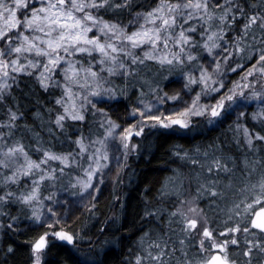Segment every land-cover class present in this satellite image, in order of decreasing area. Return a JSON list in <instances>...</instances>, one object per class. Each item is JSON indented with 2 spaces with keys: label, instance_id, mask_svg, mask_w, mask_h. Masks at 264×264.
<instances>
[{
  "label": "snow or ice",
  "instance_id": "snow-or-ice-1",
  "mask_svg": "<svg viewBox=\"0 0 264 264\" xmlns=\"http://www.w3.org/2000/svg\"><path fill=\"white\" fill-rule=\"evenodd\" d=\"M148 62L158 70L141 83L135 103H126L129 81ZM21 75L34 77L45 92L62 89L50 121L55 129L63 133L68 121L81 128L74 140L69 137L71 151L37 148L42 156L34 160L22 142L8 143L20 117L7 109V120L0 122V249L4 236L44 229L30 244L31 264H62L56 258L61 253L70 264H106L116 251L112 245L131 238L107 235L120 217L106 221L95 239L84 229L71 230L67 220L75 210L98 219L97 204L110 184L112 207L119 204L126 214L119 189L129 160L141 152L132 141L149 134L195 139L228 123L243 132V143L236 137L237 146L247 148L242 159L214 143L203 151L197 145L177 152L192 171L185 176L172 169L157 189L161 202L178 201L167 211L169 232L175 223L185 237L199 236L197 259L189 255L194 245L181 238L177 248L169 232L159 229L166 210L146 204L141 234L121 264H264V0H158L151 8L136 0H0V101ZM121 78L123 86L115 83ZM250 111L260 125L256 131V123L248 126ZM89 113L93 126L99 117L103 131L95 139L83 131ZM73 166L77 171L62 183ZM203 199L226 214L218 236L200 207ZM12 207L17 215L7 210ZM14 251L9 244L5 255Z\"/></svg>",
  "mask_w": 264,
  "mask_h": 264
},
{
  "label": "trees",
  "instance_id": "trees-1",
  "mask_svg": "<svg viewBox=\"0 0 264 264\" xmlns=\"http://www.w3.org/2000/svg\"><path fill=\"white\" fill-rule=\"evenodd\" d=\"M158 0H136L138 5H143L144 8L154 7ZM254 2V0H253ZM143 8H137L134 11H142ZM105 19H111V14H103ZM121 19L127 24L130 19L127 12L123 13ZM141 54L142 53H138ZM158 65L153 62H148V66L141 69L140 77L135 80L129 81L128 89L130 99L126 101L128 104L135 103L137 96L139 95V89L141 83L145 80H150L154 73L158 70ZM237 77H233L236 79ZM115 83L119 86L124 85V80L117 79ZM133 85H135L133 87ZM172 87L178 88V85ZM144 91H148V87L144 85ZM62 94V89L50 88L47 92L39 87L34 77L27 75H21L18 77L16 83L11 89L10 95L7 96L5 101H0V122L7 120V109L12 108L13 111L17 112L20 117L16 122V128L14 129L13 135L9 144L16 141H20L24 144L26 151L29 156L38 160L42 156V151L38 152L37 148L49 149L56 153H65L75 148L74 144H70L69 137L72 140L79 135V129L81 125L77 122L68 121L65 127V131L61 133L50 124L51 120H54L56 109L55 100ZM150 98V97H147ZM53 109L49 113L48 109ZM62 111V109H60ZM118 113L123 119L124 111L122 108H118ZM115 119V116L113 117ZM89 124L83 125L84 134L91 135L93 139L97 135H103V131L99 130L98 122L99 117H96L97 124L93 126L91 121L93 119L91 113L88 114ZM243 124L244 121H241ZM256 123L251 121V111L249 113L248 126L252 128V124ZM52 127L53 131H49ZM260 125L256 123V128L253 131L258 130ZM7 129H4L5 135H7ZM239 136L241 143H243V132L238 134L235 131L233 125L230 130L228 123L224 126L217 128L213 131L205 132L201 136H197L195 139H182L179 137H157L156 135L149 134L145 139L135 138L132 143H139L141 146V152L139 155L133 154L129 160L130 167L124 175V185L119 189V195L123 201L127 203L126 214L120 212V205L117 204L115 208L112 207V195H111V184L109 189L105 191L104 195L101 196L99 203L97 204V217L98 219L93 220L83 214L81 210H75L68 216V227L74 231H80L84 229L86 235L92 236L95 239V233L98 232L99 228L104 225L106 221L111 220L113 217H120L115 224L109 225L113 229L107 235L109 238L115 239L118 236L129 237L123 242H118L112 245L116 249L115 253L110 255L106 264H121V260L125 258L128 253L129 247L135 248L136 240L141 234L137 231L140 227L141 217L143 216L145 206L149 208L162 207L166 211L164 213V221L159 222V229L165 232H169L167 225V211L171 210L174 197L171 199H165L161 202L157 199V189L161 187V184L166 178L172 176V169L179 168L185 176H187L192 170L189 166L185 165L175 153L194 151L197 145L200 146L201 151L209 144H223L224 152L229 155H235L238 158H243V153L247 151L246 145L244 147H238L236 144V137ZM259 147V144H258ZM183 165V166H182ZM53 167H59L58 162H52ZM69 175H66L61 181L67 184L70 176L75 174L77 171L75 166L72 169L66 170ZM114 171V170H113ZM129 174H132L131 183L128 182ZM194 174V173H193ZM30 183V181L28 182ZM187 184V181H185ZM23 187V185H21ZM193 187L195 184L193 183ZM192 187V188H193ZM146 188H150L151 191L145 192ZM187 188V187H186ZM50 189L47 185L43 186V194L48 195ZM222 207L223 204H221ZM10 210L12 215H17L16 207H12ZM23 219V217H22ZM7 224V219L3 221ZM123 227H120V224ZM95 225V227H93ZM224 226L223 222L214 224ZM23 226V225H22ZM148 225H145L147 230ZM152 227H156L155 224ZM115 228H119V231H114ZM172 229L178 230V226L173 223ZM224 229V228H223ZM223 229L217 230L218 232ZM44 229H35L33 231H26L20 235H12L11 237H3V247L0 249V264H31L30 255L31 248L30 244L34 241ZM174 232H169L171 239L174 238ZM103 239V237H101ZM11 244L15 249L11 255H5L8 245ZM86 250V245L82 246ZM55 252V249L52 250ZM51 256V253L49 254ZM62 262V264H70V261L65 259L64 253H61L56 257Z\"/></svg>",
  "mask_w": 264,
  "mask_h": 264
},
{
  "label": "rangeland",
  "instance_id": "rangeland-1",
  "mask_svg": "<svg viewBox=\"0 0 264 264\" xmlns=\"http://www.w3.org/2000/svg\"><path fill=\"white\" fill-rule=\"evenodd\" d=\"M224 126V125H223ZM115 171V169H114ZM188 185L185 184V188L187 187ZM192 191L194 192L195 191V187L192 188ZM174 202L175 203H178V201H176L175 197H174ZM224 206V205H223ZM200 207L204 209V212L208 218V221H209V226L212 228V229H215L216 230V234L217 236L219 235L220 232H218L217 230H220V229H223V227L217 225L219 224L220 222H225L226 220V214L221 212L219 210V208H217L215 205H212L211 207L209 206V201L207 199H203L201 200L200 202ZM220 207L222 208V206L220 205ZM214 224H216L217 226H215ZM175 230V234H174V239L172 240V242H174L176 244V247L179 248L180 247V244H179V240L181 238L185 239L186 240V244L188 245H194V247H192L190 250H189V255L190 257L193 259V261H195L197 259V256H196V252L198 250V240H199V236L195 233H193V235L191 237H185L180 231H179V227H178V230H176V228L174 229ZM202 231V229H201ZM240 239H241V244H243L244 242V236L243 234L240 235ZM249 239H253L252 237H249ZM230 251L233 255H237L238 254V250L235 248V247H231L230 248Z\"/></svg>",
  "mask_w": 264,
  "mask_h": 264
}]
</instances>
